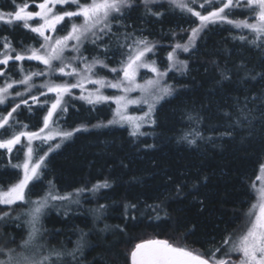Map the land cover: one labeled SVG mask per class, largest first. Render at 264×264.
I'll use <instances>...</instances> for the list:
<instances>
[{"label":"trees","instance_id":"16d2710c","mask_svg":"<svg viewBox=\"0 0 264 264\" xmlns=\"http://www.w3.org/2000/svg\"><path fill=\"white\" fill-rule=\"evenodd\" d=\"M40 2L0 0V9ZM211 4L218 8L216 1ZM249 11L248 6L229 11L227 21L207 26L181 55L187 66L177 76L167 75L170 93L155 108L149 136L135 137L126 127L98 126L73 134L47 155L40 179L29 186L30 202L49 191L56 196L77 192L80 198L75 205L64 201L60 208L57 202L39 218V257L60 251L65 254L60 264H131L135 245L155 239L204 258L211 252L216 259L226 258L223 243L242 224L264 165V37L257 39L251 30L250 38L244 27L228 22ZM120 17L126 25L112 20V33L95 45L102 47L101 55L126 50L125 38L140 34L146 41H177L175 23H192L185 12L163 3L137 4L116 19ZM3 36L16 49L39 41L16 25L11 30L0 25V46ZM163 48L168 45H161L159 54ZM87 50L83 48L85 56L95 51ZM15 64L6 75H20ZM11 103L0 105V116ZM47 110L46 103L19 106L11 129L0 131V140L39 128ZM111 110L108 104L96 107L69 99L57 122L68 128L91 126ZM19 157V152L0 147V189L17 179ZM25 210L19 215L16 208L0 207V214L9 213L0 219V248H15L29 232ZM73 251L75 258L67 255ZM4 258L2 253L0 260Z\"/></svg>","mask_w":264,"mask_h":264},{"label":"rangeland","instance_id":"374dc122","mask_svg":"<svg viewBox=\"0 0 264 264\" xmlns=\"http://www.w3.org/2000/svg\"><path fill=\"white\" fill-rule=\"evenodd\" d=\"M215 9H211L214 5L211 4L212 2H215ZM43 2V0H42ZM40 2V3H42ZM81 3L88 2V0H80ZM181 0H177L176 3H173L172 0H154V2L150 3L148 6L153 7L156 6L160 3L171 5L174 8H176L179 12L186 14V16H190V20L192 21L191 24L182 23V24H177V27L175 30L179 31L177 35H179V40L177 41H171L168 42V44H165L166 42H161L157 39L153 41H147L149 46L152 47V51L148 52L145 56V61L148 62L150 65L152 62H154V66L159 70V72L163 75H157V73L152 72L149 68H140L138 70V73L136 75V84H139L143 86L145 89L144 91H141L140 88H136L134 91L130 92H124L122 90L123 86L127 85V82L124 81V84L122 85L121 88H112V87H100L97 84H93L88 82L87 79H84L83 82V88L81 87H74L70 88V91L67 93H64L61 98V103L58 106V108L55 110L53 113V116L49 119L48 127L45 128V117H47L48 112L51 110V105L56 101L57 94L55 92H50L48 91V85L55 84V85H71V84H76L78 81L81 80V78L86 77L88 75H91V78L93 80L96 79H103L106 84L107 83H119L123 81V71L122 69V61H126L127 59V54L130 51V48L128 45H132L134 41L142 40L144 37L143 34H140L136 36V38L132 39V36L125 38L126 44V50H121L119 52L113 53L111 56H104L101 55L102 52V47H97L95 46L98 42L101 40V36L104 34L112 33V25H111V31L105 30L104 32H96V36H93L92 33H88L87 37L83 40L82 47H80L79 51H74L73 46L76 44L75 41H69L68 42V47L65 49L63 53V60H54L52 61L51 66L45 65L42 63L40 60L37 59H28L32 54V51L38 50V54L44 55L46 53V48L42 47V45H45V40L42 36H40L38 33L33 32L31 29L33 27H38L39 24L43 23L42 20H40L39 17H36L32 20L27 21L29 27H25V21L23 20H15L14 19V13L18 11V6H21L19 4L16 5L15 9L9 10V11H3L0 9V14H4V20H0V25H6L10 29L12 26L16 25L22 28L23 30L30 31L32 34L36 35L39 39L37 41L36 46H28L25 48H20L16 49L12 45L6 46V48L1 52L0 54V61L7 59L8 62H14V64L17 66V69H19L20 75L17 76L16 78H13L10 75H6V70L8 69L7 63H0V74L4 75V80L3 83H0V89H5V91H0V99L3 100V103H0V105H4L6 103H11L7 107L8 112L5 114H2L0 116V123L4 121L5 118H7V123L4 124L3 127L7 126L13 121L14 114L18 110L19 106L25 105L26 107H29L34 104H48V110L44 116V121L42 125L35 129V130H27L23 132H28V133H39L40 134V139H33L31 142L28 140L27 136H21L20 142L17 144H14L11 148V151H14L15 153L19 152V159L16 160L15 162V168L18 171V177L17 179L9 186L4 187L3 191H7L10 187L13 185L18 184L21 180L24 178V168L23 164L27 161L29 163V166L31 167L33 164L37 162H41V167L39 169V179L42 175V169L44 167L45 159L47 155L51 152L56 150L65 140H67L69 137H64L62 133L64 132H71L72 135L80 132L82 130H89L90 128H97L99 127H126L131 134H133L135 137L141 136V137H147L151 134V127L154 125V111L157 106V104L168 94H164L162 99L157 100L156 98L162 95V89L168 88L170 89V84L167 81V75L169 73H174L173 75L177 76L178 73H180L181 70L185 69L187 66L186 60L182 58V54H185L189 50L194 47L196 39L200 37L201 32L209 26L210 24H214L217 22H225L227 21V16L233 10L237 11L238 8H247V3L246 0H240L239 3H237V0H233L232 5L229 6V8H226L223 13L220 14V16L216 17L214 20H210L208 22H205L202 26V22L200 18L196 15L193 14V12H199L201 15L207 16L210 12L217 11L218 9L222 8L225 3L228 2V0H182L184 4L187 5V7L191 8L193 11L189 12L187 8H182L179 6ZM39 3H31L28 4L29 7L26 9V11H32L36 12L39 11V8L37 7ZM144 5L143 0H135L133 6L135 5ZM23 5V4H22ZM132 6V7H133ZM145 6V5H144ZM128 8L123 9V13L127 10ZM77 10V5L75 4H63V5H56L54 11L57 13H62L63 11H76ZM230 11V13H229ZM8 14H13L11 17ZM115 21H118L117 23L119 25H126L122 21L123 18H117L119 14H113ZM247 15V16H246ZM245 18H234L232 26L236 27L237 29L242 30V26H237V23L240 21H247L251 23V10L245 14ZM221 17H224L223 19ZM9 19H11V22H7ZM111 20V22H112ZM228 21V22H229ZM253 21V20H252ZM256 22V19L254 23ZM82 24L83 23V18L82 17H72V18H65V20L60 24L57 25V31L52 32L51 30H46L45 35L50 36L53 38L58 37H63L68 34V32L71 30L72 24ZM59 28L62 29L59 31ZM173 28V29H174ZM193 29H199L197 32L196 36L192 38L193 36ZM59 31V32H58ZM114 33H118V30L115 29ZM113 33V34H114ZM245 33L246 35L250 36L251 38V30L248 28H245ZM176 35V36H177ZM99 37V38H97ZM112 37V35H111ZM95 40V43H92L91 41ZM180 44L182 46H187V51L183 50V47L181 48H176V45ZM168 45V48H163V53H158L159 52V47ZM88 47V50H94L91 56H85L83 52V48ZM143 47V46H141ZM87 50V51H88ZM96 52V53H94ZM169 53L173 54V59L169 60ZM17 55H23L25 56V59L23 60H16L15 57ZM119 55V56H118ZM105 57L106 59H104ZM118 59L116 60L115 58ZM86 58V59H85ZM94 60H100L103 61L107 67H103L100 64H96L95 67L93 68L92 73H87L85 72V65L86 64H92ZM23 61H26L23 63ZM32 65V67L26 68L23 67L24 65ZM23 67V68H22ZM64 67L65 72H71L72 68H76L78 70L79 75H64L59 72V68ZM116 68L117 72H112L111 69ZM26 76L31 77L28 83H21L22 80ZM152 80V81H158V83L148 85L146 82ZM11 85V87H9ZM99 88V92L103 96L110 97L108 100H101L99 102L95 101V95H96V90ZM92 94L91 98L93 99V103H89L87 99H82L81 97H88L89 94ZM117 96H126L127 99L129 100H139L141 101L140 103L136 104H128L126 107H121L120 110L121 112L126 116V117H136L135 121H128L127 119L121 120L119 116L116 115L117 108L119 107L116 103L114 98ZM35 97V99H33ZM69 99H76L83 101L87 104H90L91 106H99L103 104H108L112 106V110L110 111V114L108 118L101 119L98 121H95L93 124L90 125H85V124H78L74 128H68V127H62L58 124L57 120H62L63 115L61 113L65 109V103ZM144 100H147L148 102L145 103L143 102ZM16 101V102H15ZM153 104V109L149 113V104ZM15 109V111H13ZM9 113H11V116H9ZM146 113H149L147 116L145 115ZM142 118V119H140ZM136 124H139V128L137 129L135 127ZM44 129L43 132L40 130ZM21 132H17L15 135H19ZM11 135L7 139H1L0 142H4L7 140H10L13 138ZM71 135V136H72ZM51 136V139H44V137ZM31 147L33 149V153L31 157L28 155V148ZM6 148V147H2ZM8 149V148H6ZM9 151V152H11ZM13 163V162H11ZM264 166V165H263ZM38 179H33L30 180L28 183L27 188L25 189V202H17L16 204L13 205H4L0 204V207L2 209H7L9 208L14 209L16 208L17 214H21L23 209H29L27 212V215L29 216L27 221L31 220V215L30 211L37 207L36 202L42 201L44 199H47V204L46 206L41 208V211L39 213V218H41L44 215V211L47 209V207L54 205L55 203H60L59 208L66 202L69 204L75 205L79 202V198L77 195L79 193L75 192L73 194H66V195H57V197H67V199H51V196L49 193H51L52 196H56L53 191L47 192L45 196H42L41 198L38 199H33L32 202H30L31 199L28 198V189L31 183L37 181ZM101 184L96 185L97 187L94 189H99ZM264 186V173L260 171L255 184H254V189L253 191V198L252 201L249 203V206L247 210L245 211V215L243 216V222L239 226V228L234 229L228 237H226L225 240L231 238L235 240L239 235H241L244 231L247 230V227L249 226V221L250 217L247 215L249 210L251 209L253 204H256L258 202V190ZM83 189H89L83 188ZM81 192V191H79ZM85 192V191H84ZM89 193V190L87 191ZM82 193V192H81ZM73 196V198H71ZM22 209V210H20ZM26 211V210H25ZM3 214H0L2 216ZM38 227V225H37ZM31 226L28 224V229ZM29 230V232H30ZM29 232L21 237L19 240L20 244L16 246L15 248L8 246L7 249H15L16 252H21L24 251L21 249L20 245L28 239V234ZM1 238V237H0ZM155 240V239H154ZM2 246V245H1ZM223 247L227 251L226 258L224 260L228 261L229 264H232L233 261H238L240 258V254L236 252H228V249L231 247L230 244H225L223 243ZM7 250L6 248H4ZM38 252H36V258L39 259L40 257L38 256ZM29 254H31V251L29 250ZM2 253H0V256ZM132 264V262H131Z\"/></svg>","mask_w":264,"mask_h":264},{"label":"snow or ice","instance_id":"6c2138e0","mask_svg":"<svg viewBox=\"0 0 264 264\" xmlns=\"http://www.w3.org/2000/svg\"><path fill=\"white\" fill-rule=\"evenodd\" d=\"M15 2V0H14ZM135 0H88V2L81 3L80 0H43L42 3H39L37 7L39 11L32 12L26 11L29 7L27 3H24L21 6H18V11L14 13L15 20L25 21V27H29L27 21L32 20L36 17H39L43 23L39 24L38 27H33L31 30L38 33L45 40V45L42 47L46 48V53L44 55L38 54V50H33L32 54L27 57L28 59H37L40 60L45 65L51 66L52 61L54 60H63V53L68 47L69 41H75L76 44L73 46L74 51H79L82 47L83 40L87 37L88 33H92L93 36H96V32H104L105 30L111 31V20L114 19L113 14H123V9L131 8ZM154 2V0H143L145 7ZM173 3H176L177 0H172ZM233 0H228L224 6L217 11L210 12L207 16L201 15L199 12H193L194 15L198 16L202 22V26L205 22L214 20L216 17L220 16L226 8H229L232 5ZM240 0H237L239 3ZM75 4L77 5L76 11H63L62 13H57L54 11L56 5L63 4ZM246 3L250 10L253 11L256 22L249 23L247 21H240L237 23V26H242L248 28L255 33L256 38L264 37V0H246ZM180 7L187 8L189 12L193 10L187 7L181 0ZM150 11V9H148ZM10 17L13 14H8ZM72 17H82V24L73 23L71 30L67 35L63 37H58L53 40L52 37L46 36L45 31L51 30L52 32L57 31V25H60L65 18ZM222 19L224 17H221ZM0 20H4V14H0ZM7 22H11L9 19ZM233 23V21H229ZM199 29H193L194 38ZM99 38V37H97ZM95 43V40L91 41ZM256 43V39L252 41ZM143 46V47H141ZM130 48L129 53L127 54L126 61H122V71H123V81L119 83H107L103 79L93 80L91 75L81 78L80 81L76 84L71 85H48V91L55 92L57 94L56 101L51 105V110L48 112L47 117H45V128L48 127L49 119L53 116V113L58 108L61 103V98L64 93L70 91V88L81 87L83 88L84 79H87L88 82L97 84L102 87H112V88H121L124 84V81L127 82L126 86H123L122 90L124 92L134 91L136 88H140L141 91L145 89L143 86L136 84V75L140 68H149L152 72L157 73V75H163L159 70L154 66V62L150 65L145 61V56L148 52L152 51V47L149 46L146 40L134 41L132 45H128ZM183 47L184 51H187V46H182L180 44L176 45V48ZM169 60L173 59V54L169 53ZM16 60H23L25 56L17 55ZM86 59V58H85ZM0 63H7V59L0 61ZM96 64H100L103 67H107L100 60H94L92 64L85 65V72L92 73L93 68ZM112 72H117L116 68L111 69ZM59 72L64 75H79L76 68H72L71 72L66 73L64 67L59 68ZM31 77L26 76L21 83H28ZM148 85L158 83V81L149 80L146 82ZM11 87V85H9ZM0 91H5V89H0ZM170 89H162V95L156 99H162L164 94H169ZM92 94L90 93L88 97H81L82 99H87L89 103H93L91 98ZM35 99V97H33ZM110 97L103 96L99 92V88L96 90L95 101L99 102L101 100H108ZM115 103L119 106L116 111V115L120 117L121 120L127 119L128 121H135L136 117H126L120 110L121 107H126L128 104L140 103L139 100H129L126 96H117L114 98ZM143 102L147 103V100ZM0 103H3V100L0 99ZM153 109V104H149V113ZM15 111V109H13ZM149 113H146L147 116ZM11 116V113H9ZM142 119V118H140ZM7 123V118L0 123V127H3ZM135 127L138 129L139 124H136ZM41 132L44 129L40 130ZM135 134V133H133ZM64 137H70L71 132L62 133ZM21 136H27L28 140L31 142L33 139H40L39 133H28L21 132L19 135L13 136L12 139L0 142V147H6L9 151L14 144L20 142ZM51 136L44 137V139H51ZM33 149L28 148V155L31 157ZM41 158V162H42ZM41 162L33 164L31 167L26 161L23 164L24 168V178L18 184L13 185L7 191L0 190V204L4 205H13L19 202H25V189L28 186L30 180L39 179V169L41 167ZM262 173H264V166L261 168ZM107 186V185H104ZM51 199H67V197H57L52 196L49 193ZM37 207L33 208L29 215H31V220L29 224L31 230L28 234V239L23 241L20 245L21 249L24 251L16 252L15 249H3L0 248V253H3L5 258L0 260V264H60L63 256V252L56 251L54 253H49V255H42L39 259L36 258V252L43 248V245H38L36 243L37 236L39 233V228L37 224L39 222V213L41 208L46 206L47 199L36 202ZM9 213L5 212L0 219H3L5 216H8ZM250 217L249 226L247 230L239 235L235 240L229 238L224 241L225 244H230L231 247L228 249V252H236L240 254L238 261H233L232 264H264V186L258 190V202L253 204L248 214ZM18 218V217H17ZM13 242L14 238H13ZM29 250L31 254H29ZM215 251H219L216 249ZM55 255L56 260L52 259V255ZM228 253H225L227 255ZM67 255L75 258V251L67 253ZM131 262L132 264H229L228 261L224 259H216L215 252H211L208 255V258H204V254L193 253L190 250L185 248L176 247L170 244L165 240H149L146 242L138 243L135 245L134 250L131 252Z\"/></svg>","mask_w":264,"mask_h":264},{"label":"flooded vegetation","instance_id":"af4514ba","mask_svg":"<svg viewBox=\"0 0 264 264\" xmlns=\"http://www.w3.org/2000/svg\"><path fill=\"white\" fill-rule=\"evenodd\" d=\"M9 30H11L10 28H9ZM62 29H60L59 28V31H61ZM58 31V32H59ZM10 38L8 37V36H3V37H1V41H2V46H0V54H1V52L6 48V46H7V44L8 45H12L13 46V44L10 42V40H9ZM24 62H26V61H23V63ZM12 64H14V62L12 63V62H8L7 63V65L8 66H10V65H12ZM26 64V63H25ZM8 71H9V68L6 70V72L8 73ZM6 73V74H7ZM0 75H2V74H0ZM2 79V82L0 81V83H3V80H4V75H3V77H1ZM9 107H7V109H8ZM8 111V110H7ZM11 125H13V121L10 123V124H8L7 126H5V127H0V131H3L5 128L7 129V127L9 126L10 127V129H11Z\"/></svg>","mask_w":264,"mask_h":264}]
</instances>
